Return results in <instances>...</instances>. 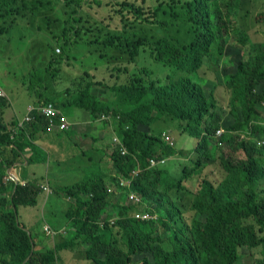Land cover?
Returning a JSON list of instances; mask_svg holds the SVG:
<instances>
[{"label":"trees","instance_id":"16d2710c","mask_svg":"<svg viewBox=\"0 0 264 264\" xmlns=\"http://www.w3.org/2000/svg\"><path fill=\"white\" fill-rule=\"evenodd\" d=\"M103 1L50 2L62 9L68 19V31L73 33L71 19L76 23L83 19L76 16L75 4L82 7L87 3L93 7L102 6ZM142 1L143 4L136 0H109V4L115 7L124 27L144 24L162 32V37L155 33L148 41L146 35L110 30L95 41H100L104 50L127 54L130 64H136L143 55L149 56L158 66L169 69L160 80L156 78L159 68L145 66L133 72H130L132 67L114 68L112 72L127 73L124 82L107 86L115 95L114 103L100 100L90 81L80 82L75 91L67 88L66 97L58 103L48 95L49 86L43 81L45 73L56 75L53 63L30 72L27 89L38 99L39 106L49 102L62 112L78 109L88 112L90 120L100 115L118 118L115 132L128 151L122 154L120 146L113 148L110 153L113 171L106 173L110 175L107 181L100 175L67 186L64 196L71 202L66 212L70 225L65 234L58 235L61 242L55 241L46 249L36 247V234L19 218V206L37 204L43 191L41 182H7L5 177L8 169L25 157L32 130H46L48 122L36 114L27 129L14 134L3 121L4 109L9 106L7 97L0 98V264H64L60 251L78 245H86V259L91 264H245L246 260H253L254 248L264 247V187L258 189L261 183L264 185V143L259 145L241 137L247 133L264 135L263 116L257 111L264 104V86L259 89L264 82V44L251 42L240 26L242 22L235 24L232 34L248 47L249 56L234 63L224 76V83L231 91V115L242 118V122L236 120L235 125L227 128L232 131L228 139L225 134L221 137L230 148L227 155H221L225 174L216 184L209 179L201 181L195 214L188 223L169 195L174 188L182 187L181 181L188 172L201 165L200 154L211 157V144L221 127L223 112L214 95L205 94L193 75L205 58L217 56L215 46L227 32H232L227 18L238 13L244 15L243 0H226L225 4L219 0H162L152 8L146 0ZM17 2L26 13L38 12L36 15L43 17L45 23L52 18L43 12L47 11L43 0H0L1 24L19 14L14 6ZM169 4L173 9L177 5L186 8L195 30L192 44L183 45L171 33L162 13L170 8ZM256 19L264 21L262 15ZM3 32L4 26L0 27V33ZM61 47L65 49L66 43ZM82 74L89 76L90 72ZM164 119L176 122L184 133L197 139L194 151L198 160L192 169L184 167L183 178L173 176L168 163L155 167L149 163L152 157L175 153L161 135L151 131L154 123ZM239 151L242 156L237 154ZM32 160L34 157L28 159ZM119 177L130 180V187L119 193L109 192L108 186L118 182ZM131 192L140 200L129 201ZM108 209L113 210L108 217L115 215L117 219L114 224L106 222L101 226L98 219ZM137 212L150 215L143 219L136 216ZM255 261L264 263L261 259Z\"/></svg>","mask_w":264,"mask_h":264},{"label":"rangeland","instance_id":"374dc122","mask_svg":"<svg viewBox=\"0 0 264 264\" xmlns=\"http://www.w3.org/2000/svg\"><path fill=\"white\" fill-rule=\"evenodd\" d=\"M50 1L51 0H43L44 7L47 10H43V12H45V15H52V18L48 20L47 23H45L43 17L36 15L38 12L36 14L26 13V9L18 2L14 6L16 12H19V14H15L13 15L14 17L5 20L4 24H1L2 20L0 19V27L4 26V32L0 33V85L2 87H4L7 81H11L12 84L17 87V94L21 95L22 93L26 96L24 88H28L30 72L40 67H47L52 62V67L57 69V73L54 76H52L50 72L45 73L43 81L49 86L48 95H52L51 97H53L54 101L60 103L62 99L66 97L67 88L75 91L80 82L85 84L90 81L93 83V92L97 94L100 100L114 103L113 99L115 95L110 91L109 87L114 83L124 82L127 77V73L125 72L120 74L112 72L111 70L114 68H122L121 70H123L124 68L132 67L130 72L136 69L139 70L145 66L159 68V70L156 69V78H158V80L169 73L168 68L158 66L149 56L143 55L142 58L138 59L136 64H130L127 54H124L122 51L104 50L100 41L99 43L96 42L110 30H122L132 35L134 33L142 34V36L146 35L149 41L155 33L159 37L163 36L162 32L156 31V28L144 24H132L124 27L120 17L115 13V7L109 4V0H104L102 6L91 7L86 3L81 7L75 4V8L78 10L76 16H81L83 19L80 23H76L71 19V26H74L72 33L68 31V19L66 15L62 13V9L59 8L57 3ZM136 1H138L139 4H143L142 0ZM146 1L152 8L162 0ZM219 1L224 4L227 2L226 0ZM55 5L57 7H55ZM170 8L167 7L162 13L170 24L171 33L173 36L177 37L183 45L192 44L195 38V30L186 8L181 5H177L176 9ZM242 8L244 9L243 16L238 13L234 17L230 16L227 18V21L230 22L232 26V32H227L219 44L215 46L217 56L205 58L202 67L193 75V80L201 85L205 94H213L216 98L218 107L223 112V121L221 122V127L218 129L220 134H216L217 132L215 133L220 136H214L212 141L210 148L211 157L200 154L201 165L195 168L192 173H187V177L181 181V188H174L169 193L172 201L179 207L184 218H186V223L190 222L195 214L194 204L197 199V190L201 181L209 179L216 184L225 174L221 162V155H223V153L227 155L230 148L229 145L227 146L228 141L221 138L222 135L225 134V139H228V135H230L232 131L227 128L235 125L236 120L242 122L240 115L236 117L231 115L229 107L231 91L224 83V76L227 70L230 69L234 63L246 59L249 56L248 47L242 45L238 38L232 34L236 27L235 24L242 22L240 26L245 30L251 42L264 44V21L256 19V17L260 15L264 18V0H243ZM2 11H4V8ZM69 16L67 15L68 18ZM46 26H48V28ZM63 33H65L64 38H62ZM65 43L66 47L63 49L61 44ZM222 47L223 51L221 49ZM56 48L61 50L60 53H56ZM84 71L90 72L89 76H83L84 74L82 73ZM14 76V79L11 78ZM99 82H106L108 85L99 84ZM263 86L264 82H261L259 89ZM257 111L259 115L263 116L264 120L263 103L259 105ZM80 112L83 111L80 110ZM105 122L106 125L108 124V127L112 128L113 135L118 136L115 132V127L118 122L117 119L112 116ZM262 124L264 125V122ZM47 128H49L48 125ZM180 128L176 122L168 119L158 121L151 126V131H153L154 134L161 135L163 139L175 149V153L169 155L165 159L168 160L167 163L170 172L176 178H183L185 175L184 167L188 166L192 169L195 162L198 160V155L194 151L197 139L184 133L182 128ZM241 137L255 141L259 145L264 143V135L247 133L241 134ZM110 139H112V136ZM171 141L172 144L170 143ZM69 150L76 151V147L74 145L73 147L69 146ZM237 154L239 156L243 155L241 151ZM104 155L106 160L110 158V154ZM38 156L39 155H36V157ZM70 158L71 162L69 166L77 163L75 168L77 170L87 161L86 157L77 156L75 154L71 155ZM53 169L54 162H52L51 169L49 171L45 170L43 174L49 175L50 180L54 181L52 177ZM260 185L258 189L264 187L263 183ZM54 192L55 191H53V193ZM42 198L43 195L41 196V201ZM57 198V201L61 202V204L65 202L67 206H70L71 202L65 198L64 194L60 193ZM65 204L63 206H65ZM61 207L62 206H60V208ZM30 208V206L21 207V213L25 221L27 220L25 215L27 212L25 209ZM114 211L116 212L117 210L114 208ZM112 214L113 210L108 209L107 216ZM42 222L43 221L40 220L38 223L41 225ZM37 229L36 237L38 238L36 239L39 240L40 237L44 238L43 236L45 233L43 231L41 232V230H39L40 228L37 227ZM59 237L56 238V241L61 242V240H58ZM54 244L55 243L51 244L50 247ZM64 248H68L66 249L68 251L66 258L69 264H89L85 253L86 245H78L76 248L70 246ZM253 251V260L251 262L250 260H246L245 264L253 263L257 259L264 260L263 246H258L254 248Z\"/></svg>","mask_w":264,"mask_h":264},{"label":"crops","instance_id":"0c3cea01","mask_svg":"<svg viewBox=\"0 0 264 264\" xmlns=\"http://www.w3.org/2000/svg\"><path fill=\"white\" fill-rule=\"evenodd\" d=\"M11 78H15L11 77ZM1 86V85H0ZM24 88V87H23ZM7 96L9 106L4 109L3 121L4 125L8 127L7 130L13 129V122H18L23 118L30 107L39 106L38 99L30 94L27 88H24V96L22 93L17 94V87L11 81H7L4 87H0ZM21 99V100H20ZM70 122L69 130H61L59 127L46 130L36 128L32 130L30 135L31 143L25 146V157L17 161L14 166L8 169V173H12L16 178V182L38 180L39 182L48 181L51 186V192L42 191L38 197L36 205L30 206L26 210V221L23 219L21 207L19 206V218L26 225L27 229H31L35 234L37 227L43 231L44 238L36 239V247L38 249L49 248L51 244L55 243L56 238L50 237L43 230V225L47 222L53 228L59 231L63 228L68 229L69 220L66 212L69 208L67 203L57 201L58 195L64 194L67 186L75 183L84 182L96 177H101L107 181L110 175H106L108 171L113 170L110 158L106 160L104 154H110L116 146L114 141V133L111 127H108L100 116L98 119L90 120L88 112H80L78 109H68L62 112ZM112 136V139H110ZM76 147V151H70L69 146ZM115 145V146H114ZM109 146V149H108ZM86 157L85 161L79 169L76 164L69 166L71 162V155ZM36 155H39L36 157ZM31 157L35 160L28 161ZM105 157V158H104ZM54 162L53 180H50L49 175H44L45 170H50ZM62 163V164H61ZM79 163V162H78ZM7 182H10V180ZM54 189V190H53ZM53 191H55L53 193ZM60 193H58V192ZM43 195L42 201L41 196ZM65 204V206H63ZM60 206H62L60 208ZM61 209V210H60ZM43 222L41 225L38 223ZM65 233V232H64ZM61 235V234H60ZM37 236V234H36ZM38 238V237H36ZM67 250L60 251V256L64 264H69L66 258ZM91 264V263H89Z\"/></svg>","mask_w":264,"mask_h":264},{"label":"built area","instance_id":"2783aa9c","mask_svg":"<svg viewBox=\"0 0 264 264\" xmlns=\"http://www.w3.org/2000/svg\"><path fill=\"white\" fill-rule=\"evenodd\" d=\"M60 49L56 48V52L60 53ZM2 97H7L5 96L4 92L2 91V89H0V98ZM38 116H43L46 118L47 122H48V126L49 129H53L56 126L59 127L61 130H69L70 129V122L68 121V119L64 116V114L62 113V111L60 109H58L53 103H46L44 105L41 106H37V107H30L28 109L27 114L18 120V122L16 123V125L13 127L12 131L14 134H16L17 132L21 131V130H25L27 129V125H29L31 122H33L35 120V115ZM112 117V116H111ZM100 118L103 121H108L110 119V116H106V115H100ZM118 120V118H116ZM216 134H220V131H216ZM215 137H219L220 135H216ZM114 141H115V147H119V150L122 154L127 153V149L121 145V140L118 136H114ZM172 144V141L170 142ZM263 144V143H262ZM166 157H152L149 159V163L150 166H163L167 159H165ZM6 180H10V181H15L17 180V178L12 174V173H8V175L5 177ZM26 181H22L21 183H25ZM131 181L125 178H120L118 179V182L115 183H111L108 186V191L109 192H114V193H119L120 190H124V188H128L130 187ZM41 188L43 189V191L45 192H51V186L48 183V181L45 180V182L40 183ZM129 201L135 200V201H139L140 198L139 196L135 193V192H131L129 194ZM128 202V201H127ZM149 213L148 212H144V213H140L137 212L136 216L137 217H141L143 219L148 218L149 217ZM117 217L114 216H107V213L103 214L99 219L98 222L101 226H104L106 222H110L111 224H114L116 221ZM43 229L44 231L47 233V235H49L50 237H55L56 235H60V234H65L67 232L66 228H63L62 230H56L55 228L51 227L48 223H45L43 225ZM65 232V233H64ZM250 264H262L260 262H253ZM264 264V263H263Z\"/></svg>","mask_w":264,"mask_h":264},{"label":"clouds","instance_id":"9594fccd","mask_svg":"<svg viewBox=\"0 0 264 264\" xmlns=\"http://www.w3.org/2000/svg\"><path fill=\"white\" fill-rule=\"evenodd\" d=\"M114 120H115V119H114ZM214 136H215V135H214ZM164 157H166V156H164ZM166 158H167V157H166ZM167 162H168V160L166 161V163H165L164 165H166V164H167ZM164 165H163V166H164Z\"/></svg>","mask_w":264,"mask_h":264}]
</instances>
